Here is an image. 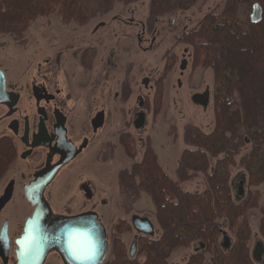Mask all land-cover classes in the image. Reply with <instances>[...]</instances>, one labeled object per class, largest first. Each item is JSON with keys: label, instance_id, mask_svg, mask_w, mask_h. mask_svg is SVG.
<instances>
[{"label": "rangeland", "instance_id": "374dc122", "mask_svg": "<svg viewBox=\"0 0 264 264\" xmlns=\"http://www.w3.org/2000/svg\"><path fill=\"white\" fill-rule=\"evenodd\" d=\"M150 1L115 2L109 12L83 25L64 22L56 14L39 17L21 34L0 35V70L6 75L8 87L22 92V105H27L31 97L32 78L55 94L60 90L78 138L92 137V117L97 110H106L104 129L93 137L85 155L63 170L47 197L58 212H97L109 242L118 223L124 220L130 224L131 227L124 225L117 231L121 232L128 252L138 235L132 226L134 216L147 217L153 223L154 238L161 237L162 230L148 194L142 193L136 200L122 194L119 172L141 160L150 143L164 171L178 182L180 157L188 147L185 127L192 124L212 132L215 126L214 72L212 68L195 66L193 47L179 38L210 11H220L225 0H199L188 11L158 18L152 27L148 24ZM206 92L209 97L205 103L195 101ZM6 130V125H0V137ZM123 135L134 139L135 158L127 155L121 142ZM249 150L247 146L241 153ZM215 163L216 159L210 158L209 173ZM230 170L234 199L238 201L250 189L248 174L241 166ZM10 178L13 168L0 179V199ZM87 185L94 195L92 200L83 193ZM179 187L184 192L198 193L208 185L205 175L199 173L179 182ZM252 189L260 193L259 204L247 213L253 256L257 242L263 240L260 219L264 211V183ZM31 212L32 207L22 196L15 197L2 210L0 228L6 220L9 222L11 241L20 236ZM219 225L233 238L226 218L220 219ZM15 246L12 243L8 264L17 262ZM199 248L195 242L175 249L168 264H187ZM206 257L210 261V255ZM139 259L143 261L145 256ZM108 260L110 252L104 264ZM256 263L264 264V254ZM45 264L63 263L58 254L51 253Z\"/></svg>", "mask_w": 264, "mask_h": 264}, {"label": "trees", "instance_id": "16d2710c", "mask_svg": "<svg viewBox=\"0 0 264 264\" xmlns=\"http://www.w3.org/2000/svg\"><path fill=\"white\" fill-rule=\"evenodd\" d=\"M139 0H0V35H18L39 17L58 15L64 22L86 24L109 12L115 2ZM199 0H151L148 24L158 18L188 11ZM262 7V20L252 23V6ZM193 47L195 66L214 72V115L212 132L188 124L187 148L180 157L178 182L164 171L154 148L148 143L141 160L119 172L118 185L126 199L146 193L152 199L161 237L138 236L137 252L130 256L120 231L130 224L122 220L110 239L107 264H168L171 253L197 242L187 264H257L251 253L252 230L247 213L260 201L258 189L264 183V0H225L220 11H210L179 38ZM127 155L135 158L134 139L121 136ZM250 146L244 154L243 148ZM8 138L0 139V179L16 160ZM210 158L216 159L209 173ZM247 171L250 189L235 200L231 168ZM205 175L203 192H184L179 182ZM226 218L231 238L219 220ZM264 242V211L260 219ZM229 239L226 245L225 238ZM207 254L210 261L207 262ZM145 256L141 261L139 257Z\"/></svg>", "mask_w": 264, "mask_h": 264}, {"label": "flooded vegetation", "instance_id": "af4514ba", "mask_svg": "<svg viewBox=\"0 0 264 264\" xmlns=\"http://www.w3.org/2000/svg\"><path fill=\"white\" fill-rule=\"evenodd\" d=\"M29 88L31 97L28 99L27 105H22V92L18 89L8 87L6 78V89L10 92L17 93L19 99L11 108L6 105H0V125L7 126L6 134L1 136L0 139L8 138L12 142L17 157L10 167V169L13 168V178L6 181L7 183L3 188L1 198L11 193V200L15 197L22 196L30 204L25 194V187L35 180L36 175L45 169L55 167L62 160H66L73 153H77L73 159L59 168L52 182L46 187L44 196L50 203L47 197L49 188L61 176L63 170L74 164L89 150L93 137L97 136L106 126L107 112L105 109L95 112L90 121L92 137L85 135L82 138H78V130L76 132L72 128L71 115L68 112L69 110L66 107L65 100H62L61 91L57 90L55 94L49 90L47 85L43 82H37L35 78H32L30 81ZM99 113H103L102 122L100 126L98 124V127L95 128L93 126V120ZM86 187V189L83 188V193L88 200H92L94 195L91 193L89 186L87 185ZM50 205L55 214L74 215L85 212H58L53 208L51 203ZM30 206L32 207V214L35 207L31 204ZM23 229L24 226L22 233ZM136 236L143 235L138 234ZM17 238L11 241V248L12 243L16 245L15 240ZM15 250L16 246L14 252ZM1 253L2 247H0V262L4 264Z\"/></svg>", "mask_w": 264, "mask_h": 264}, {"label": "water", "instance_id": "95a60500", "mask_svg": "<svg viewBox=\"0 0 264 264\" xmlns=\"http://www.w3.org/2000/svg\"><path fill=\"white\" fill-rule=\"evenodd\" d=\"M252 23L262 20V7L259 4L252 6L250 15ZM209 93L198 96L195 101L205 103ZM19 95L6 89V75L0 70V105L13 107L18 102ZM103 113H99L93 120L95 128L100 126ZM75 148V147H74ZM83 148V147H82ZM81 148V149H82ZM74 150V149H73ZM77 153H73L68 159L62 160L55 167L45 169L38 173L34 181L25 187L27 200L34 211L24 224L23 233L15 240L16 264H45L51 253H56L63 264H104L109 252L110 242L108 232L95 211H85L74 215L55 214L50 203L44 196L46 187L52 182L59 168L73 159ZM243 193V192H242ZM11 200V193L0 199V214ZM134 230L143 236H153L154 226L147 217L134 216L132 219ZM82 234L81 239L90 247L91 258L87 260L77 259L73 254L71 243L76 234ZM35 237L30 251H25L20 243L26 236ZM138 236L134 238L130 250V256L137 252ZM226 245L229 239L225 238ZM0 247L4 264H8L11 252V239L9 236V222L6 220L0 231ZM264 254V242L259 241L253 251V258L260 261Z\"/></svg>", "mask_w": 264, "mask_h": 264}, {"label": "snow or ice", "instance_id": "6c2138e0", "mask_svg": "<svg viewBox=\"0 0 264 264\" xmlns=\"http://www.w3.org/2000/svg\"><path fill=\"white\" fill-rule=\"evenodd\" d=\"M82 234H76L73 237L71 247L73 254L77 259L87 260L91 258V249L90 247L81 239ZM35 237L32 235L26 236L23 240L20 241L22 248L27 252L31 250Z\"/></svg>", "mask_w": 264, "mask_h": 264}]
</instances>
